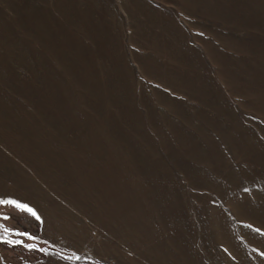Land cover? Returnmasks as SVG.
Masks as SVG:
<instances>
[{"label": "rangeland", "instance_id": "374dc122", "mask_svg": "<svg viewBox=\"0 0 264 264\" xmlns=\"http://www.w3.org/2000/svg\"><path fill=\"white\" fill-rule=\"evenodd\" d=\"M0 198V264H264V0H0Z\"/></svg>", "mask_w": 264, "mask_h": 264}, {"label": "snow or ice", "instance_id": "6c2138e0", "mask_svg": "<svg viewBox=\"0 0 264 264\" xmlns=\"http://www.w3.org/2000/svg\"><path fill=\"white\" fill-rule=\"evenodd\" d=\"M0 204H11L14 205L16 208H18L21 211H27L32 214L37 220H40V216L37 215L35 211L31 207L25 204H21L15 200H10V199H2L0 198ZM3 219H8V217H3ZM12 235H22L25 237H28L29 239H38V237L33 236L30 233H25V232H19L18 230L15 229H8L3 225H0V243L7 244L8 246H15V245H20L22 244V241L20 240H15L11 239ZM25 248L27 251H32V250H37L36 246L34 244H27L25 245ZM41 252H44L45 254L48 253V250L45 248H40L38 249Z\"/></svg>", "mask_w": 264, "mask_h": 264}, {"label": "bare ground", "instance_id": "6f19581e", "mask_svg": "<svg viewBox=\"0 0 264 264\" xmlns=\"http://www.w3.org/2000/svg\"><path fill=\"white\" fill-rule=\"evenodd\" d=\"M25 41V40H24ZM26 42V41H25ZM46 126V125H45Z\"/></svg>", "mask_w": 264, "mask_h": 264}]
</instances>
